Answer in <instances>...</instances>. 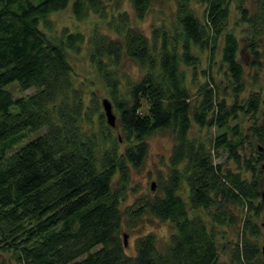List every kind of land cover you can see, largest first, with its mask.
<instances>
[{
  "label": "trees",
  "instance_id": "trees-1",
  "mask_svg": "<svg viewBox=\"0 0 264 264\" xmlns=\"http://www.w3.org/2000/svg\"><path fill=\"white\" fill-rule=\"evenodd\" d=\"M125 1L0 0V264H227L221 227L236 234L228 264H264V99L239 98L255 83L227 30L234 2L254 36L264 35V0ZM67 8L102 24L57 33L51 14ZM84 45L102 95L73 69ZM249 52L260 65L254 43ZM246 115L254 120L243 130ZM193 125L215 129L196 136ZM163 132L172 147L159 156L154 189L139 193L132 171ZM221 149L237 170L214 161ZM146 218L167 222L165 240L139 228ZM125 229H137L133 254Z\"/></svg>",
  "mask_w": 264,
  "mask_h": 264
},
{
  "label": "rangeland",
  "instance_id": "rangeland-1",
  "mask_svg": "<svg viewBox=\"0 0 264 264\" xmlns=\"http://www.w3.org/2000/svg\"><path fill=\"white\" fill-rule=\"evenodd\" d=\"M125 1V0H124ZM126 2V1H125ZM195 6L202 9L198 4ZM194 6V7H195ZM167 9V7H166ZM198 14H200V11L198 8H195ZM153 15V17H152ZM159 14L155 11L154 14L148 15V17L143 20L141 23L144 26H147L148 21H151L153 18H158ZM241 14L236 8V4L233 2L230 5L229 9V26L227 27V30L229 32H232L236 35L239 43H240V49L238 52V61L241 63V65L244 68V77L247 78L249 81H254L255 84L248 85L249 87L246 89L245 92L240 94L241 101L246 99V95L249 92H260V98L264 99V91H258L260 88L259 86L262 85L264 90V35H257L254 36L252 30H250L249 24H247L245 21H242L240 19ZM51 19L55 23V31L59 33L63 28L67 27L70 30H80L82 32L88 33L90 31V28L93 23L97 22L100 25L99 17H97L94 14H89L88 17L82 21H77L72 12L69 8L66 10H63L58 13L51 14ZM255 44L258 47V50L262 52L263 56L260 59V65H256L253 56L249 52V47L252 44ZM219 55L217 54L216 59L214 60V68L212 70V73H216L217 68L220 67L221 63L219 60ZM71 63L73 65V69L76 72L78 79L83 82V85L88 89L89 92H95L97 91L99 95L103 94V89L101 88L102 85L97 80V75L94 72V68L90 65L88 59H87V47L84 45L82 47V50L75 55L71 56ZM200 68L207 69L208 64L206 60L201 59ZM222 69H226L222 65ZM200 70V69H199ZM210 69H208L209 71ZM128 72H134L136 71V67L130 63L127 66ZM217 80L222 83V86H225V83H227L226 78H223L221 74H216ZM219 77V78H218ZM93 79V80H92ZM200 82L203 81V78L199 79ZM249 81V82H250ZM221 86V85H220ZM222 86L220 87L222 89ZM259 88V89H258ZM227 93H230L229 90ZM25 94V93H24ZM222 95V94H221ZM225 95H222L220 97H223ZM102 99H104V96H99V101L101 102ZM227 103H230L232 99L228 96H226ZM264 112V103L260 105V112ZM258 123H260V117ZM242 120H237L239 122V125L243 128V130H247L250 124L253 122L254 118L251 117V115H246L244 118H241ZM235 123V121L233 122ZM215 128L211 127L210 129L202 128L197 125H193L192 129L190 131L191 135L196 136H206L212 134ZM173 139L172 137L167 133H157L154 136H152L149 139V155L147 156L142 169L139 170H133V174H131L130 178V187H134L138 189V192H149L150 191V184L153 181L155 183V169L158 164L159 156L161 155H167L172 147ZM222 150V149H221ZM218 150L217 156L215 157L214 161L216 163H222L225 167L231 168L233 170H237L238 166L233 162V160H227V153L223 150ZM249 149H245L243 151V154H249ZM184 199H186V196L184 194L181 195ZM134 198L133 194H129L127 198V202L132 201ZM264 219V213L261 215L259 219L260 224V235H261V242H259V246L262 245L264 242V227L261 225L262 220ZM139 228H144L143 232L151 231L155 233L160 240H165L167 235L170 232L169 225L166 221H162L158 218H146L145 222L143 224H139ZM137 229H133V231L126 230L128 233L127 236V252L128 253H134L135 251V239L137 237ZM216 237L219 242V244H223L225 249L223 251H220V259L223 260L228 264V253L230 252L231 248L233 247L234 242L236 241V234L235 232L228 227H221L216 228ZM162 242V241H161ZM159 242V243H161Z\"/></svg>",
  "mask_w": 264,
  "mask_h": 264
},
{
  "label": "water",
  "instance_id": "water-1",
  "mask_svg": "<svg viewBox=\"0 0 264 264\" xmlns=\"http://www.w3.org/2000/svg\"><path fill=\"white\" fill-rule=\"evenodd\" d=\"M102 105H103V109H104V114L106 116V120L107 122L111 125V126H114L115 125V115L113 114L112 112V109H111V104L110 102L107 100V99H103L102 101ZM264 168V165L262 166ZM151 189H154L155 187V183L152 182L151 183ZM127 243V235L124 234V244L126 245ZM261 252L264 256V242L262 243L261 245Z\"/></svg>",
  "mask_w": 264,
  "mask_h": 264
}]
</instances>
